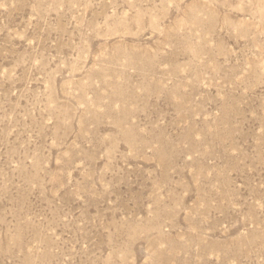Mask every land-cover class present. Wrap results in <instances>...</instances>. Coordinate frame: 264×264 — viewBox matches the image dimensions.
<instances>
[{"label": "rangeland", "instance_id": "rangeland-1", "mask_svg": "<svg viewBox=\"0 0 264 264\" xmlns=\"http://www.w3.org/2000/svg\"><path fill=\"white\" fill-rule=\"evenodd\" d=\"M0 264H264V0H0Z\"/></svg>", "mask_w": 264, "mask_h": 264}]
</instances>
